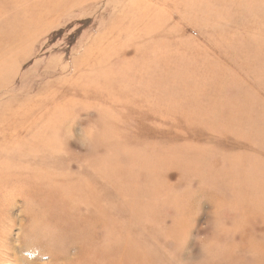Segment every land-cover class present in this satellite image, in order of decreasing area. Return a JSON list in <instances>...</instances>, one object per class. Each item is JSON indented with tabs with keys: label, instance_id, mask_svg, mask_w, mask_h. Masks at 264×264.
Segmentation results:
<instances>
[{
	"label": "rangeland",
	"instance_id": "obj_1",
	"mask_svg": "<svg viewBox=\"0 0 264 264\" xmlns=\"http://www.w3.org/2000/svg\"><path fill=\"white\" fill-rule=\"evenodd\" d=\"M263 79L264 0H0L5 264L54 263L34 221L90 198L95 264H264Z\"/></svg>",
	"mask_w": 264,
	"mask_h": 264
},
{
	"label": "bare ground",
	"instance_id": "obj_2",
	"mask_svg": "<svg viewBox=\"0 0 264 264\" xmlns=\"http://www.w3.org/2000/svg\"><path fill=\"white\" fill-rule=\"evenodd\" d=\"M157 1V3H158V0H156ZM147 2V1H146ZM145 3V2H144ZM159 6V5H158ZM150 8V7H149ZM156 9H158V8H156ZM155 11H157V10H155ZM154 12V11H153ZM162 13V12H161ZM151 14V13H150ZM155 14V13H154ZM153 14V15H154ZM160 14H158V15H154L155 17L156 16H158V17H160L159 16ZM171 15V14H170ZM173 17V16H172ZM160 18H162V17H160ZM159 18V19H160ZM156 19V18H155ZM164 19V18H163ZM168 19V18H167ZM169 20V19H168ZM152 22V21H151ZM163 23V22H162ZM260 24V23H259ZM149 25V24H148ZM150 26V25H149ZM153 26V25H152ZM151 26V27H152ZM150 27V28H151ZM146 28H148V27H146ZM151 30V29H150ZM140 31H141V29H140ZM147 31H148V29H147ZM154 31V30H153ZM157 31V30H156ZM255 31V30H254ZM137 33H139V32H137ZM141 34H143V32L141 31L140 32ZM153 33V32H152ZM256 34H257V32H255ZM150 35H151V33H149ZM250 34H252V33H250ZM138 35V34H137ZM253 35V34H252ZM251 36V35H250ZM139 37H141V35L139 36ZM138 37V38H139ZM146 37V36H145ZM148 37V36H147ZM116 40V39H115ZM152 41V40H151ZM263 41V40H262ZM115 42H117V41H115ZM242 42H244V41H242ZM248 41H246V43H247ZM185 43H186V40H185ZM221 43V42H220ZM261 43V42H260ZM259 43V44H260ZM152 44V43H151ZM248 44V43H247ZM169 45V44H168ZM183 45H184V43H183ZM187 45V44H186ZM112 47V46H111ZM185 47V46H184ZM226 47V46H225ZM155 48V47H154ZM179 48V47H178ZM160 50H162V49H160ZM187 50V49H186ZM146 51H147V49H146ZM188 51V50H187ZM245 51V50H244ZM243 51V52H244ZM263 51V50H262ZM151 52V51H150ZM160 52V51H159ZM158 52V53H159ZM186 52V51H185ZM257 53H258V51H256ZM161 54H162V52H161ZM229 54H231V53H229ZM254 54V53H253ZM256 54V53H255ZM259 54V53H258ZM231 55H233V54H231ZM163 56V55H162ZM222 56V55H221ZM259 56V55H258ZM159 57V56H158ZM134 58V57H133ZM156 58H157V56H156ZM170 58V57H169ZM222 58V57H221ZM213 59V58H212ZM223 59V58H222ZM156 60V59H155ZM163 60V59H162ZM235 60H237V59H235ZM144 61V60H143ZM157 61V60H156ZM218 61H219V58H218ZM221 61V60H220ZM256 61V60H255ZM163 62V61H162ZM238 62H240V61H238ZM242 63V62H241ZM241 63H240V65H241ZM244 63V62H243ZM256 63V62H255ZM236 64V63H235ZM221 65H222V63H221ZM233 65V64H232ZM231 65V66H232ZM239 65V64H238ZM223 66V65H222ZM226 67V66H225ZM241 67H243L244 68V66H242L241 65ZM86 68V67H85ZM159 68H160V66H159ZM223 68H224V66H223ZM246 68V67H245ZM257 68V67H256ZM225 69V68H224ZM81 72V71H80ZM208 73V72H207ZM232 73H234V71L232 72ZM244 73V72H243ZM242 73V74H243ZM220 74V73H219ZM240 74V73H239ZM255 74V73H254ZM259 74V73H258ZM257 74V75H258ZM82 75V74H81ZM241 75V74H240ZM220 76V75H219ZM244 76L246 77V75L244 74ZM157 77V76H156ZM244 77V78H245ZM219 78V77H218ZM232 78V77H231ZM117 79V78H116ZM235 79H236V75H235ZM234 80V79H233ZM259 80H262V79H260L259 78ZM264 80V79H263ZM104 81V80H103ZM159 84V83H158ZM257 86V85H256ZM254 87V86H253ZM257 88V87H256ZM255 88V89H256ZM205 89V88H204ZM52 90V89H51ZM257 90V89H256ZM261 90V89H260ZM259 90V91H260ZM212 92V91H211ZM221 92V91H220ZM240 92V91H239ZM249 92V91H248ZM252 93V92H251ZM258 93V92H257ZM58 94V93H57ZM55 95V94H54ZM209 96H210V94H208ZM244 95V94H243ZM238 96H240V95H238ZM236 99H237V97H236ZM241 99H243V98H241ZM259 100V99H258ZM237 101H239V100H237ZM264 101V100H263ZM15 102V101H14ZM241 102V101H240ZM255 102H257V101H255ZM258 103V102H257ZM118 104V103H117ZM261 104H262V102H261ZM183 106V105H182ZM190 106V105H189ZM235 106H236V104H235ZM262 106V105H261ZM190 108V107H189ZM226 108V107H225ZM224 108V109H225ZM240 108V107H239ZM180 109V108H179ZM241 109V108H240ZM245 109H246V107H245ZM231 110V109H230ZM247 110H248V108H247ZM237 111V110H236ZM235 111V112H236ZM184 112V111H183ZM224 113H228V112H224ZM239 114L241 113V112H238ZM255 113V112H254ZM242 115V114H241ZM249 115H250V113H249ZM261 115V114H260ZM20 117V116H19ZM165 118V117H164ZM188 118V117H187ZM262 118V117H261ZM234 119H236V118H234ZM263 119V118H262ZM49 120V119H48ZM131 120V119H130ZM243 121V120H242ZM46 122V121H45ZM199 122V121H198ZM238 122V121H237ZM30 123V122H29ZM48 123V122H47ZM46 123V124H47ZM240 123V122H239ZM149 124V123H148ZM32 125V124H31ZM61 125V124H60ZM32 129V128H31ZM234 129V128H233ZM146 130H148V129H146ZM216 130V129H215ZM236 130V129H235ZM212 130H210L209 132H211ZM217 131H218V134L220 133L219 132V129H217ZM217 131H215V133L217 132ZM33 132V131H32ZM37 132V131H36ZM132 133V132H131ZM153 133V132H152ZM225 133H227V132H225ZM32 134V133H31ZM214 134V133H213ZM217 134V133H216ZM37 135V134H36ZM188 135V134H187ZM229 135V134H228ZM252 135V134H251ZM253 135H255V134H253ZM35 137V136H34ZM88 137V136H87ZM234 137V136H233ZM243 137V136H242ZM241 137V138H242ZM36 138V137H35ZM90 138V137H89ZM54 139V138H53ZM236 139V138H235ZM38 140V139H37ZM137 140V139H136ZM258 140V139H257ZM17 141V140H16ZM35 141V140H34ZM31 142V141H30ZM148 142V141H147ZM246 142V141H245ZM14 143H16V142H14ZM29 143V142H28ZM92 143V142H91ZM130 143V142H129ZM203 143V142H202ZM248 143V142H247ZM90 144V143H89ZM88 144V145H89ZM75 145V144H74ZM212 145V144H211ZM209 146V145H208ZM54 147V146H53ZM216 147V146H215ZM10 148H12V147H10ZM16 148V147H15ZM30 149H31V147H29ZM61 148V147H60ZM21 149V148H20ZM25 149V148H24ZM52 149V148H51ZM22 150V149H21ZM260 150H261V147H260ZM10 151V150H9ZM13 151V150H12ZM34 151V150H33ZM57 151V150H56ZM263 151V150H262ZM15 152V151H14ZM13 152V153H14ZM31 152V151H30ZM47 152H49V151H47ZM51 152V151H50ZM59 151H57V153H58ZM62 152V151H61ZM8 153H10V152H8ZM12 153V154H13ZM16 153V152H15ZM27 153H29V152H27ZM52 153V152H51ZM184 153H186V152H184ZM32 154V153H31ZM38 154V153H37ZM236 154V153H235ZM23 155V154H22ZM33 156H34V154H32ZM41 155V154H40ZM52 155H54L53 153H52ZM60 155V154H59ZM5 156V155H4ZM16 156V155H15ZM20 156V155H19ZM38 156V155H37ZM55 156V155H54ZM54 156H52L51 158H53ZM6 157V156H5ZM9 157V156H8ZM14 157V156H13ZM17 157V156H16ZM25 157V156H24ZM23 156H22V158H24ZM55 157H57V156H55ZM3 158V157H2ZM21 158V157H20ZM21 158V159H22ZM27 158V157H26ZM25 158V160H27ZM44 158V157H43ZM43 158H41L42 160H43ZM46 158V157H45ZM58 158V157H57ZM17 159H19V157L17 158ZM40 159V160H41ZM61 159V158H60ZM63 159V158H62ZM44 161H46V160H44ZM41 162V161H40ZM18 163V162H17ZM29 163V162H28ZM44 163V162H43ZM54 163V162H53ZM59 163V162H58ZM139 163V162H138ZM12 164V163H11ZM16 164V163H15ZM135 164V163H134ZM14 165V164H13ZM25 165H26V163H25ZM24 165V166H25ZM29 165V164H28ZM54 167H55V165H54ZM261 167V166H260ZM45 168V167H44ZM112 168V167H111ZM150 168V167H149ZM114 169V168H113ZM161 169V168H160ZM54 170V169H53ZM264 170V169H263ZM182 171H183V168L181 169V172L178 170V173L179 174H181L182 173ZM55 172V171H54ZM57 172V171H56ZM58 173V172H57ZM119 173H121V172H119ZM138 173V172H137ZM121 174H123V173H121ZM162 174V173H161ZM264 175V174H263ZM56 176V175H55ZM122 176H124V175H122ZM121 176V177H122ZM126 176V175H125ZM128 177V176H127ZM137 177V176H136ZM179 177V176H178ZM160 178V177H159ZM179 178H181V177H179ZM198 178V177H197ZM200 178V177H199ZM114 179H115V177H114ZM136 179V178H135ZM139 179V178H138ZM157 179V178H156ZM259 179V178H258ZM10 180L12 181L13 180V176H11V175H6V176H2V177H0V185H6V184H8L9 182H10ZM116 181H118V179L116 180ZM121 181V180H120ZM120 181H119V183H120ZM128 181V180H127ZM229 181V180H228ZM124 182H126V180L124 181ZM129 182V181H128ZM159 182V181H158ZM184 182V181H183ZM256 182H258V181H256ZM118 183V182H117ZM186 183V182H185ZM205 183V182H204ZM12 184H13V186L15 187V182H13L12 181ZM116 184V183H115ZM127 184H130V183H127ZM180 183H179V181H177V182H174V185H179ZM256 184V183H255ZM262 184V183H261ZM165 185V184H164ZM246 185V184H245ZM12 186V185H11ZM113 186V185H112ZM125 186V189L127 188V186H126V184L124 185ZM160 186H162V184L160 185ZM242 186V185H241ZM244 186V185H243ZM242 186V187H243ZM256 186H257V184H256ZM115 187V186H114ZM146 187V186H145ZM241 187V188H242ZM247 187V186H246ZM244 188V187H243ZM248 188H249V186H248ZM247 188V189H248ZM251 188V187H250ZM246 189V190H247ZM114 190V189H113ZM85 191H86V189H85ZM249 191V190H248ZM114 192V191H113ZM124 193V192H123ZM251 193V192H250ZM253 194V193H252ZM76 195H79V192L78 193H76ZM110 195V194H109ZM261 198V197H260ZM236 199V198H235ZM250 200H251V198H249ZM62 200V197H61V199H60V201ZM253 201H254V199H253ZM89 202L92 204V205H94V208L93 207H90V206H88V214H87V216L83 219V220H79L78 219V217H81V214H82V211H81V209H80V206L82 205V204H75L74 206H71V207H67L66 209H68L69 210V212L68 213H64L62 210H59L60 209V207L58 208V209H56V211L52 214V213H50V212H48V211H44L46 214H47V218H46V220H44V221H41V220H36V221H34L35 222V224H36V227H33V230L30 232V235L28 236V239L30 240V242H32V243H37V242H40V241H46V243H49L50 244V246L51 245H53L54 247H53V249L51 250V251H49V253L50 254H53V255H55L54 253H57L56 255H55V257H54V263H52V264H95V259H96V256H95V254H96V251H97V238H98V232H96V230H95V226H96V223L94 222L95 221V218H94V215L96 214V201H95V199H93V198H90L89 199ZM108 202V201H107ZM247 202V201H246ZM252 202V201H251ZM250 203V202H249ZM254 202H252V204H253ZM246 205H247V203H245ZM251 204V205H252ZM264 204V203H263ZM262 204V205H263ZM250 205V204H249ZM37 207H41L40 205H36ZM255 206V205H254ZM42 207H44V205H42ZM41 207V208H42ZM45 207H46V205H45ZM247 207H248V205H247ZM35 208V207H34ZM263 210V209H262ZM247 212V211H246ZM36 214V213H35ZM243 214V213H242ZM124 215V214H123ZM244 216H247V214H245ZM259 219V218H258ZM48 220V221H47ZM84 220H89V222H90V225H89V228L88 227H86V229H87V231H85V223L83 222ZM67 221V222H66ZM43 222H45V223H43ZM64 222H66V223H68V227L70 226V225H75L76 224V222H77V224H78V226L77 225H75V226H77L78 228H79V233H76V234H78L77 236H75V235H65V233H64V229H66V228H64V226H65V223ZM259 222V221H258ZM7 225H9V224H7ZM88 226V225H87ZM136 226V225H135ZM65 227H67V226H65ZM252 227V226H251ZM258 227V226H257ZM70 228V227H69ZM8 229L10 230V225L8 226ZM76 229V228H75ZM39 230H42V232H40ZM72 230V229H71ZM39 231V234H37V232ZM148 231V230H147ZM44 232L45 233H47V236L46 235H44ZM0 234H1V232H0ZM8 235H6V237H7ZM5 237V238H6ZM6 242H7V238H6ZM70 246H74V247H72V249L74 250V253L72 254V257L69 255L70 254V252H68V248L70 247ZM47 249V248H46ZM9 248L7 249V250H5L4 251V254H5V258L3 257V255L0 253V264H5V263H7V262H9V260H12V261H17V258H15L14 257V252H13V255H12V257H14V258H12L11 256H10V254H9ZM48 250V249H47ZM84 255H85V257H84ZM184 255V254H183ZM182 255V256H183ZM181 256V257H182ZM186 257V259L185 260H187L188 262H191L192 261V257H188L187 258V256H184V258ZM168 259V258H167ZM118 260H120V259H118ZM18 262V261H17ZM33 262H35V260L33 261ZM118 262V261H117ZM110 263H111V261H110ZM109 263V264H110ZM119 263V262H118ZM115 264V263H114Z\"/></svg>",
	"mask_w": 264,
	"mask_h": 264
}]
</instances>
